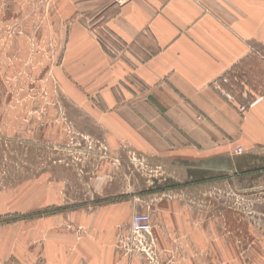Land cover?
Listing matches in <instances>:
<instances>
[{
  "label": "rangeland",
  "instance_id": "rangeland-1",
  "mask_svg": "<svg viewBox=\"0 0 264 264\" xmlns=\"http://www.w3.org/2000/svg\"><path fill=\"white\" fill-rule=\"evenodd\" d=\"M67 8L0 0V264H43L49 244L83 264H264V150L150 155L113 141L97 122L101 98L79 84ZM100 8L79 18L102 52L145 59L93 17ZM243 68L213 88L248 110L242 96L264 93V64ZM139 214L148 233L132 229Z\"/></svg>",
  "mask_w": 264,
  "mask_h": 264
},
{
  "label": "crops",
  "instance_id": "crops-1",
  "mask_svg": "<svg viewBox=\"0 0 264 264\" xmlns=\"http://www.w3.org/2000/svg\"><path fill=\"white\" fill-rule=\"evenodd\" d=\"M65 3L66 19L73 20L70 48L79 55V84L101 98L97 122L113 141L150 155L169 149L198 157L237 148L264 150V93L247 92L254 104L240 113L213 88L235 67L264 64V0ZM96 8L93 17L104 21L111 34L126 45L135 43L148 56L138 60L124 54L112 60L105 55L80 20ZM129 79L142 91L130 90ZM116 86L125 88L119 93ZM46 251L43 264H83L82 258L52 257L56 249L50 244Z\"/></svg>",
  "mask_w": 264,
  "mask_h": 264
},
{
  "label": "built area",
  "instance_id": "built-area-1",
  "mask_svg": "<svg viewBox=\"0 0 264 264\" xmlns=\"http://www.w3.org/2000/svg\"><path fill=\"white\" fill-rule=\"evenodd\" d=\"M223 85L231 86L229 83L228 78H222L221 80ZM215 88L219 90V92L229 101H233L232 97L229 95V93L224 92V90L220 87L219 84H216ZM245 98V94L243 96ZM252 104L249 102H245V105H237L236 108L240 113H244L247 110V107H250ZM239 153L241 152L240 149L238 150ZM132 229L134 232L143 234L148 233L150 229V221L149 217L145 214H139L135 216V220L132 222Z\"/></svg>",
  "mask_w": 264,
  "mask_h": 264
},
{
  "label": "trees",
  "instance_id": "trees-1",
  "mask_svg": "<svg viewBox=\"0 0 264 264\" xmlns=\"http://www.w3.org/2000/svg\"><path fill=\"white\" fill-rule=\"evenodd\" d=\"M237 69H238V68H236V67H235V69H234V70H237ZM219 83H220V85H223V84H222V82H221V80H220V82H219ZM223 86H224V85H223ZM233 97H234V99H235V100H237V99H238V98H235V95H233Z\"/></svg>",
  "mask_w": 264,
  "mask_h": 264
}]
</instances>
